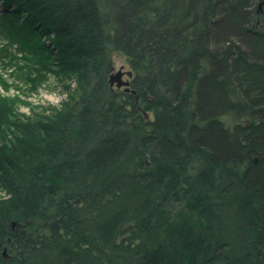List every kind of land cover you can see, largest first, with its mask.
<instances>
[{
    "label": "trees",
    "instance_id": "trees-1",
    "mask_svg": "<svg viewBox=\"0 0 264 264\" xmlns=\"http://www.w3.org/2000/svg\"><path fill=\"white\" fill-rule=\"evenodd\" d=\"M95 1L0 0L8 44L0 62L16 59L6 61L17 45L30 67L23 76L68 74L70 93L81 72L90 86L106 84L108 49L123 51L155 120L141 124L139 140L116 134V122L101 131L99 123L122 118L112 97L95 107L90 99L79 113L65 106L50 120L32 109L36 118L19 117L9 133L2 119L16 110L0 97V181L15 191L0 218V264H264V24L226 0L228 17L211 32L186 36L179 26L170 35L164 29L173 14L133 23L152 4L141 11L120 0L101 15ZM98 105L104 115L97 119ZM234 110L250 121L225 129L220 117ZM139 148L151 149V164L140 152L129 156ZM172 200L180 208L167 206ZM12 220L30 229H12Z\"/></svg>",
    "mask_w": 264,
    "mask_h": 264
},
{
    "label": "rangeland",
    "instance_id": "rangeland-1",
    "mask_svg": "<svg viewBox=\"0 0 264 264\" xmlns=\"http://www.w3.org/2000/svg\"><path fill=\"white\" fill-rule=\"evenodd\" d=\"M80 2L81 3L85 2V0H80ZM95 2L98 7V12L101 13V15H104L105 13L107 14L112 12L113 6L118 5L120 0H111V3H109L108 0H97ZM232 2L234 4L238 3V6L242 5L244 9L250 11L251 12L250 14L252 16V18L250 19L255 18V21L257 20V26H259L262 23L264 24V0H232ZM149 4H152L155 7V10H151L152 13L149 10L144 11V14L137 11V15L136 16L134 15L133 23L136 22L135 18L137 19V17H139L138 19L140 20L143 19L148 24H152L153 22L155 23V19L159 18L158 14H160V19L162 18V21L164 20L165 22V20H168L167 19L168 14H170V16L173 14L174 16H172V18H170V21L167 23L168 24L167 29H164L167 32H169L170 35L179 32L180 29L182 34L185 33L186 36L189 35L191 36L192 31H195V33L198 34L199 36L200 33H204V31L211 32L212 30L211 26L214 25L216 21L222 20L224 14L228 17V14L230 12V11L224 12L226 7H230L226 0H132V5L134 9L136 8V5L140 6V5H149ZM141 9L142 7L140 8V10ZM165 11H167L166 12L167 14L165 13ZM140 14L142 15L140 16ZM144 16H147V20L146 18H144ZM225 19L227 20V18ZM229 20L233 22V20L235 19L233 17L232 19ZM179 26H181L180 29ZM7 45L8 44L6 40L0 36V50L5 48L4 46ZM8 50L10 52H8L6 61H9L11 59L10 55H13L14 57H16V59H13L11 63L8 62V65L5 66L3 65V63L0 62V74H3L5 77L4 81L0 80V97L3 98V103H4L3 105L5 106L7 105V107L14 106L13 108L16 110V116H11L10 115L11 113L7 112L6 115H4L5 118L2 119L4 123L3 126L4 130L8 131L9 133L14 132L15 128L18 127V125L14 126L11 124H13L14 121H17L19 123L18 120L19 117H23V120L32 121L33 119L36 118L34 117L35 112L42 113L43 116L46 118L47 116L53 117L54 114H57L56 112L60 113V111H62L65 106L66 107L71 106L76 109V113H79L80 111H83L85 109L84 107L87 105L86 102L90 99L92 100V105H94L95 107L96 103L99 102L105 103L107 102L108 99L112 97L116 99L115 103L117 104V108L118 109L122 108V112L120 113L122 115V118H117V120H114L109 117L110 119H108L105 122V125H103V127L102 125L101 126L99 125L101 123L99 124L96 123L98 124V129H100L101 131L105 129L107 130L110 126L113 127V125H115L116 122V127H113V131L116 134L117 133L125 134L124 136L129 137L127 138L128 140L133 138V136H134L133 138L134 140L135 138L139 140L140 136H142V133L140 134L141 128L143 127L141 126V124L142 123L147 124L148 121L155 120L153 110L146 108L148 104L144 102V95L141 94L142 92L139 93L134 92L135 87L133 86V83L134 80L137 79V73L134 70V68H132L133 70L130 68L132 66L131 60L129 59V56L123 51H118L113 49L112 52L111 48L110 50L108 49L109 53L111 52L110 53L111 60L109 61L108 59L109 63H107L106 69L103 68L104 69L103 74H105L104 79H106L107 82L106 84H104L103 82L102 83L99 82L100 85L97 84L96 86L95 85L90 86L88 82L84 83L85 82L83 78L84 73L81 72L79 73V77L81 81L80 84L78 85V88L76 87V90H72L69 93L66 87L68 84L73 83V81L72 79H70V76H68V74H66V76H62V79H60L59 76H56L53 73L47 72L45 70H39L40 72L38 70L35 71L28 70L30 71L29 73L31 74V77L30 78L25 77L23 76V73L24 71L26 72L27 69H30V67L28 63L25 64L23 59L21 58L22 55L21 52L18 50L17 45L9 46ZM21 68H23V73L21 71ZM32 68L33 67L31 66V69ZM119 71H124L125 73L131 71V75L128 74L123 75L121 80H119V78L117 77H112L113 75H116ZM123 81H126L129 84L125 85ZM107 84L108 87L107 86L104 87ZM196 91H194V93ZM103 93L108 94V98ZM234 94L235 95H233L232 96L233 98L231 99L238 101L240 95L242 94L237 91H235ZM131 96H134V102H133L134 106L131 103ZM8 99L11 100V103ZM148 99L151 100L152 96L149 97ZM99 106L100 105H98V107L94 109V114L96 115L97 119L104 115L102 114V110H101L103 106L102 105H101L102 107ZM0 109H1V105H0ZM32 109H36V111L33 112ZM52 109H56L57 111L54 112ZM3 110L6 111L5 109ZM134 110H136L135 113H132ZM130 114L133 115V118H131L132 115ZM50 117H48L47 119L50 120ZM220 120L222 121V123H224L223 127L229 130L230 129L234 130L236 125L250 121L247 115H243V113L239 112L238 110H234L233 112L230 113L227 112L225 115H222L220 117ZM181 135L184 134L182 133ZM168 136H172V135L167 133L166 137ZM7 138L10 139L9 137ZM4 140L5 137L4 139H2V141H0L2 145H4L5 142ZM134 142L135 141L130 140L129 149H131L132 144ZM21 143L22 142H20V144ZM80 144L82 145L81 147L83 149L85 144L87 147L89 145H92L90 140L86 142L83 141V143ZM133 147L135 146L133 145ZM141 149L142 150H140L139 148L133 151V153H131L129 156L135 159L136 157L139 156L138 153L140 152V155L142 154L143 156H145L146 164H151L152 163L151 162L152 155L150 153L151 149L148 148L147 149L141 148ZM129 151L132 152L131 150ZM76 153L77 152H75L72 157L73 164H76L77 161V159L75 158L77 157ZM254 161L257 162L258 157H255ZM76 170L79 169L76 168ZM75 173H76V177L80 176L79 172L76 171ZM33 192L36 193L34 188H33ZM14 194L15 191L13 188H11L10 186L9 187L5 186L0 181V218L2 216V213H5V211L9 212L8 211V205L10 204L9 201H12L14 199L13 198ZM165 199L166 198L164 197V201L160 202V206L163 205ZM184 200L185 197H182V199L178 201L183 202ZM222 200L223 198L220 200V203L222 202ZM171 204H176L178 208H180L181 206L180 204L177 203V201L173 202V200L169 201L167 203V206L171 207ZM169 209L171 208H168L167 210ZM221 209L222 208H220V211ZM173 210L176 209L173 208ZM27 222L23 221L21 223H18L17 221L12 220L11 228L16 230L22 227H24L25 229L29 228L27 226ZM199 222L200 224L207 225V219L204 217L200 218ZM205 225H203V227ZM9 241H11L10 237L7 239L8 243ZM208 250L209 247L207 246L205 252H207ZM210 250L213 249H211L210 247ZM3 252L5 255L4 257H6L7 259L11 257L10 254L8 253V248L6 246L4 247ZM215 259L217 260L218 258Z\"/></svg>",
    "mask_w": 264,
    "mask_h": 264
},
{
    "label": "bare ground",
    "instance_id": "bare-ground-1",
    "mask_svg": "<svg viewBox=\"0 0 264 264\" xmlns=\"http://www.w3.org/2000/svg\"><path fill=\"white\" fill-rule=\"evenodd\" d=\"M78 54H80V53H78ZM81 55V54H80ZM83 56H86V55H83ZM131 69H132V66L130 67ZM133 70V69H132ZM126 74H128V75H131V71H129V72H127V73H125L124 71H119L116 75H113L112 77H117V78H119V80H121V78H122V76L123 75H126ZM111 77V78H112ZM123 80V79H122ZM119 82H121V81H119ZM123 83L125 84V85H128L129 83L128 82H126V81H123ZM136 89H134V92L135 93H138L137 91H135Z\"/></svg>",
    "mask_w": 264,
    "mask_h": 264
}]
</instances>
